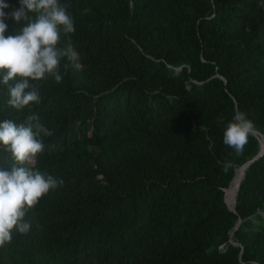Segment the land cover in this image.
Instances as JSON below:
<instances>
[{
    "label": "trees",
    "instance_id": "1",
    "mask_svg": "<svg viewBox=\"0 0 264 264\" xmlns=\"http://www.w3.org/2000/svg\"><path fill=\"white\" fill-rule=\"evenodd\" d=\"M60 2L76 29L62 81L35 82L41 102L21 111L0 88V122L36 114L52 135L32 166L63 184L0 264H264V154L231 211L260 144H223L237 110L264 133V0Z\"/></svg>",
    "mask_w": 264,
    "mask_h": 264
},
{
    "label": "clouds",
    "instance_id": "2",
    "mask_svg": "<svg viewBox=\"0 0 264 264\" xmlns=\"http://www.w3.org/2000/svg\"><path fill=\"white\" fill-rule=\"evenodd\" d=\"M19 4L18 9L6 12L10 5L0 0V88L7 90V106L16 111L41 102L35 82L62 81L61 31L67 35L76 30L67 5L60 0H19ZM9 19L20 27L6 36ZM254 131L253 121L237 110L223 132V144L241 154ZM51 135L36 114L27 115L20 124L12 119L0 122V151L12 161L10 171L0 170V248L11 242L13 230L30 231L26 214L63 184L32 166L44 151L43 137Z\"/></svg>",
    "mask_w": 264,
    "mask_h": 264
},
{
    "label": "water",
    "instance_id": "3",
    "mask_svg": "<svg viewBox=\"0 0 264 264\" xmlns=\"http://www.w3.org/2000/svg\"><path fill=\"white\" fill-rule=\"evenodd\" d=\"M256 135V132L254 131V133H253V135ZM258 140H259V138H258ZM264 154V147L261 145V143H260V150H259V152H258V154L256 155V156H254V158H253V160L252 161H249V162H247L245 165H243V166H240V167H237V168H240L241 169V171H242V173H241V177L239 178V182H238V184H237V186H236V190H235V197H236V194H237V192H238V189H239V185H240V181H241V178L243 177V174H244V172H245V170L255 161V159L256 158H258L259 156H261V155H263ZM236 168V169H237ZM236 169H235V171H236ZM235 171H234V175H235ZM233 179H234V176H233ZM232 179V182H231V184L233 183V180ZM231 184H230V186H231ZM234 201H235V198H234ZM225 202V201H224ZM227 204V203H226ZM234 206H235V203H234V205H233V208H230L228 205H227V207L229 208V210H231V211H233L234 210Z\"/></svg>",
    "mask_w": 264,
    "mask_h": 264
},
{
    "label": "bare ground",
    "instance_id": "4",
    "mask_svg": "<svg viewBox=\"0 0 264 264\" xmlns=\"http://www.w3.org/2000/svg\"><path fill=\"white\" fill-rule=\"evenodd\" d=\"M264 147V146H263ZM240 170V171H239ZM239 170H236L237 171V173H236V179L238 180L237 181V183H236V185L234 186V188L232 189V191L229 193V198H231L232 197V195H233V193H234V191L236 190V186H237V184H238V182H239V178L241 177V173H242V171H241V169H239ZM234 198H235V196H234ZM225 202L227 203V205L229 206V207H232L233 208V205H234V203L233 204H229L227 201H226V198H225ZM233 202H234V200H233Z\"/></svg>",
    "mask_w": 264,
    "mask_h": 264
},
{
    "label": "rangeland",
    "instance_id": "5",
    "mask_svg": "<svg viewBox=\"0 0 264 264\" xmlns=\"http://www.w3.org/2000/svg\"><path fill=\"white\" fill-rule=\"evenodd\" d=\"M257 137L259 138V144L261 143L262 146H264V136H262L261 140L260 137L258 135H264V133H256ZM229 189V188H228ZM227 190V189H226ZM226 190H225V195H224V201H225V197H226ZM235 203V202H234ZM232 208V207H230Z\"/></svg>",
    "mask_w": 264,
    "mask_h": 264
}]
</instances>
